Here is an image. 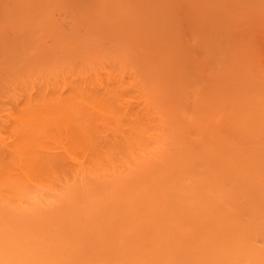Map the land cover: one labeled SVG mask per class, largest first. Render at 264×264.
<instances>
[{
	"label": "bare ground",
	"instance_id": "6f19581e",
	"mask_svg": "<svg viewBox=\"0 0 264 264\" xmlns=\"http://www.w3.org/2000/svg\"><path fill=\"white\" fill-rule=\"evenodd\" d=\"M0 264H264V0H0Z\"/></svg>",
	"mask_w": 264,
	"mask_h": 264
}]
</instances>
